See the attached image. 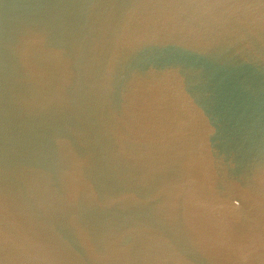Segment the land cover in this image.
<instances>
[{"label":"water","instance_id":"obj_1","mask_svg":"<svg viewBox=\"0 0 264 264\" xmlns=\"http://www.w3.org/2000/svg\"><path fill=\"white\" fill-rule=\"evenodd\" d=\"M0 264H264V0H0Z\"/></svg>","mask_w":264,"mask_h":264}]
</instances>
